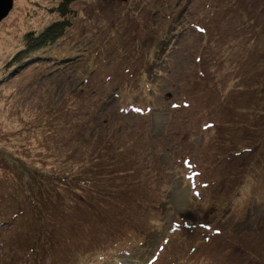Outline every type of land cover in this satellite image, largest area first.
Returning <instances> with one entry per match:
<instances>
[{"label":"rangeland","instance_id":"1","mask_svg":"<svg viewBox=\"0 0 264 264\" xmlns=\"http://www.w3.org/2000/svg\"><path fill=\"white\" fill-rule=\"evenodd\" d=\"M60 2L0 21V264H264V0H74L6 66Z\"/></svg>","mask_w":264,"mask_h":264},{"label":"trees","instance_id":"2","mask_svg":"<svg viewBox=\"0 0 264 264\" xmlns=\"http://www.w3.org/2000/svg\"><path fill=\"white\" fill-rule=\"evenodd\" d=\"M73 1L74 0H61V2L57 5L56 8L59 14L58 19L47 25L42 31L27 32L23 38L22 48L18 50L12 57L9 58L10 62H8L6 66H10V65L16 66L21 62H25L29 60L37 52L45 51V49H49L52 45L58 44V41L59 40L61 41L63 39L62 36L65 34L66 29L69 26H71L70 21L68 19V15L70 14L71 11L70 6L73 3ZM256 18H249L250 19L249 22L255 20ZM170 25H176V22H172L170 23ZM259 32L260 34L258 35L255 30V33L250 37L249 46L247 49L248 54L253 53L254 55L258 56L259 53L260 54L259 56H261V53H264V47L259 46L261 37H264V23L262 24V27L259 28ZM43 54L47 55L48 58L52 57L50 56V54H45V53ZM131 259H137V258H131ZM115 261L116 260H110L109 262L110 264H112ZM131 261L142 262V260H131Z\"/></svg>","mask_w":264,"mask_h":264},{"label":"water","instance_id":"3","mask_svg":"<svg viewBox=\"0 0 264 264\" xmlns=\"http://www.w3.org/2000/svg\"><path fill=\"white\" fill-rule=\"evenodd\" d=\"M13 6V0H0V21L10 13Z\"/></svg>","mask_w":264,"mask_h":264}]
</instances>
